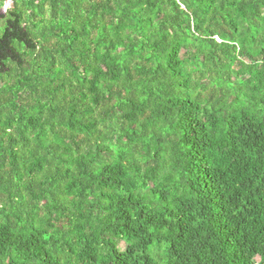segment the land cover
I'll return each mask as SVG.
<instances>
[{
	"label": "trees",
	"instance_id": "16d2710c",
	"mask_svg": "<svg viewBox=\"0 0 264 264\" xmlns=\"http://www.w3.org/2000/svg\"><path fill=\"white\" fill-rule=\"evenodd\" d=\"M0 68V264H264V0H15Z\"/></svg>",
	"mask_w": 264,
	"mask_h": 264
},
{
	"label": "flooded vegetation",
	"instance_id": "af4514ba",
	"mask_svg": "<svg viewBox=\"0 0 264 264\" xmlns=\"http://www.w3.org/2000/svg\"><path fill=\"white\" fill-rule=\"evenodd\" d=\"M6 0H0V68L3 67V60H2V52L1 50L3 48H7V46L4 44V34H5V29H6V23H8V18H9V13L10 9H6L5 7Z\"/></svg>",
	"mask_w": 264,
	"mask_h": 264
},
{
	"label": "built area",
	"instance_id": "2783aa9c",
	"mask_svg": "<svg viewBox=\"0 0 264 264\" xmlns=\"http://www.w3.org/2000/svg\"><path fill=\"white\" fill-rule=\"evenodd\" d=\"M14 2L15 0H6V4H5L6 9L12 8Z\"/></svg>",
	"mask_w": 264,
	"mask_h": 264
}]
</instances>
